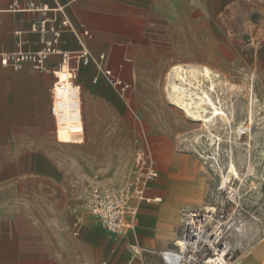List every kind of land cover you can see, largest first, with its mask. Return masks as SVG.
Segmentation results:
<instances>
[{"label":"rangeland","instance_id":"374dc122","mask_svg":"<svg viewBox=\"0 0 264 264\" xmlns=\"http://www.w3.org/2000/svg\"><path fill=\"white\" fill-rule=\"evenodd\" d=\"M161 2L167 18L173 20V31L162 32L160 41L144 50L122 98V110L107 111L82 96L81 87H73L55 102L56 115L51 116L48 138L34 137L33 144L17 146L19 155L33 150L35 156L42 157L38 161L51 173L48 180L34 177L26 181L21 177L17 190L11 188L15 181L0 187L3 219L14 221L23 239L33 236L34 254L23 257L21 264H128L130 261H122L120 256L124 250L133 254V244L142 245L147 256L153 252L151 248H173L182 231L183 210L224 201L226 192L220 193L218 187L222 175H229L227 167L232 162L240 180L231 175L226 189H241L245 231H250L255 216L262 219L264 233V64L257 62L264 44V0ZM174 64L206 65L219 72L213 79L214 90L211 81L199 76L200 86L209 90L232 118V122L218 120L211 128L214 136L202 122L188 118L169 103L166 79ZM193 81L197 86L198 80ZM196 86L194 90L200 92ZM251 88L260 100L255 105L254 136L237 131L240 124L248 122ZM82 98L87 109L84 120ZM137 148L145 149L157 162L160 175L153 186L162 201L141 204L133 238L123 244L125 237L103 229L84 205L93 185L113 187L124 182ZM176 182L187 184L186 190L176 188ZM202 198L201 203L195 202ZM146 205L151 206L149 211L143 209ZM153 205L167 207L168 218ZM143 214L157 223L161 247L153 246L149 236L137 235ZM79 219L81 227L76 235ZM91 231V240H87L85 234ZM244 235L234 237L233 242ZM263 248L264 235L247 253L254 264H264V255L259 256ZM0 262L4 263L3 257Z\"/></svg>","mask_w":264,"mask_h":264},{"label":"crops","instance_id":"0c3cea01","mask_svg":"<svg viewBox=\"0 0 264 264\" xmlns=\"http://www.w3.org/2000/svg\"><path fill=\"white\" fill-rule=\"evenodd\" d=\"M12 3V0H0V53L17 51L19 39L22 51H40L43 48L41 36L32 30V24L42 18L61 29V38L56 46L63 51L76 53L82 48L72 27L80 32L89 31L91 36L84 37V42L93 59L86 66L79 65L77 61L71 62L72 67L78 68L75 82L81 87L82 96L85 94L111 112L122 110V98L127 92L123 96L110 86L99 69L100 57H105L101 61L105 68L111 69L117 77L129 83L133 79L132 73H137L144 50L153 48L160 41L162 32L173 31V20L167 18V12L161 7V0H21L23 8H28L31 4L36 7L35 10L21 11L12 9ZM59 6H65L64 12L71 22L70 26L61 25L64 15L55 10ZM43 7H47L48 11L42 12L40 9ZM17 32L20 33L18 37ZM61 61V55L52 54L47 59V65L50 69H55ZM257 62L264 64V44L257 55ZM53 81L51 71L34 70L31 63H25L17 69L3 66L0 62V187L4 182L15 181L11 188L17 190L19 180H23L19 179L21 177H25L26 181H33L34 177L49 179V169L38 161L43 158L35 156L33 150L19 155L17 146L33 144L34 137H41L42 140L44 137L48 138L51 116L54 118L51 113ZM82 108L84 120L87 109L83 98ZM134 153L135 150L132 153V163ZM40 154L43 156V153ZM19 160L24 162L19 163ZM175 185L182 191L186 190L187 184L176 182ZM154 189L152 186L148 192L151 201L142 204L162 201L156 196L160 192ZM202 201L203 198L195 202L199 204ZM163 205L153 207L158 209L162 217L168 218L167 207ZM150 207L146 205L143 209L149 211ZM13 222L8 223L0 214V259L3 257L4 260L0 264H21L23 257L34 254L33 236L30 234L23 239ZM138 229L137 235L149 236L153 239V246L161 247L162 243L157 240L161 231L153 219L143 214L139 218ZM134 231L135 227L127 234L120 235L125 237L123 244L133 238ZM91 235L92 231L86 233L85 238L91 240ZM151 249H154L153 252L143 259L136 258L128 250H124L120 258L122 261L129 260L128 264H163L159 252L164 249ZM242 260L241 257L240 264Z\"/></svg>","mask_w":264,"mask_h":264},{"label":"built area","instance_id":"2783aa9c","mask_svg":"<svg viewBox=\"0 0 264 264\" xmlns=\"http://www.w3.org/2000/svg\"><path fill=\"white\" fill-rule=\"evenodd\" d=\"M12 1L14 10L36 9L34 4L23 8L20 4L21 0ZM40 10L45 13L48 8L43 7ZM55 10L64 15L61 25L70 26L71 22L64 12L65 6H59ZM49 22L48 19L42 18L32 24V30L41 36L43 48L40 51H22L19 39L17 41L18 50L0 53V62L3 66H12L17 69L25 63H31L34 70L51 71L54 77L51 113L56 115V100H60L73 87L78 86L75 82L78 68L72 67L71 62L77 61L79 65L86 66L93 57L84 42V37L91 36L89 31L80 32L72 27L82 48L76 53L63 51L56 46L61 38V29L54 24L50 25ZM16 35L18 37L20 33L17 32ZM52 54H59L62 57L59 67L55 69H50L47 65V59ZM104 59L102 55L98 64L99 69L109 83L124 96L129 89V84L117 77L111 69L105 68L101 62ZM63 72L65 77L61 76ZM96 81L95 79L94 82ZM81 114L83 116L82 104ZM159 175L154 157L145 149L137 148L130 172L124 182L113 187L93 185L84 206L103 229L113 234L125 235L135 227L141 204L151 201L148 192ZM218 191L226 192L223 202L209 207L182 211V231L178 240L173 248L159 252L163 264H240L241 256L249 253L252 247L260 241L264 235L261 227L262 219L253 216L249 232L245 231L244 223H242L243 196L240 187H230L227 190L226 186L221 184ZM80 227L81 219L75 224L76 235ZM242 235L244 237L241 240L233 242L234 237L238 238ZM131 249L136 258H144L146 250L138 243L133 244Z\"/></svg>","mask_w":264,"mask_h":264},{"label":"bare ground","instance_id":"6f19581e","mask_svg":"<svg viewBox=\"0 0 264 264\" xmlns=\"http://www.w3.org/2000/svg\"><path fill=\"white\" fill-rule=\"evenodd\" d=\"M185 65L184 64H174L168 71L167 79H166L168 80L167 82L168 85H166L167 87L165 89L166 97L170 104L182 110L188 118L194 121L202 122L203 123L202 126L206 128V130L209 132V135L214 136L211 130L212 126H214L217 123V121L220 119L224 120L225 122L226 121L232 122V118L229 116L227 111L224 109L221 102L219 100H218L219 102L214 100L210 91L200 86L201 80L199 79V76L202 75L204 77L203 79L206 78V80H209V82L211 81L210 88L214 90L215 83L213 79L215 77H219L220 74H218L219 72L217 73L215 70H213L212 68L206 65L200 68L192 64H190V66H187V67ZM64 75L65 73L63 72L61 76H64ZM193 80H198L197 86ZM194 85L198 89H200V92H197L194 90L193 88ZM250 91H251V108L249 110L248 122L246 123L243 122L242 124H240L239 127H237L238 128L237 131L240 134H244L246 131H249L250 134L253 135L255 131V128L253 127V125L255 124V120H256L255 105H256V102L260 100L258 99V95L256 94L254 88H251ZM246 165H249V163ZM236 167L237 166H235V164L232 162L230 163V167H227V168H230L229 171L226 172L229 175H225V174L222 175L224 172L221 173V175L223 176L222 177L223 185H227V183L230 182L229 180H231L230 179L231 175H235L240 180L239 178L240 175ZM174 245H175V242H174ZM262 255H264V248L262 250V253L259 256L261 257ZM243 264H254V260H252L250 258V255L247 254L243 258Z\"/></svg>","mask_w":264,"mask_h":264}]
</instances>
